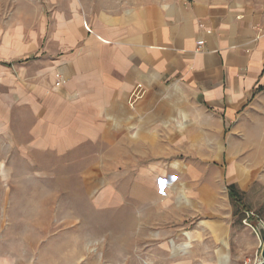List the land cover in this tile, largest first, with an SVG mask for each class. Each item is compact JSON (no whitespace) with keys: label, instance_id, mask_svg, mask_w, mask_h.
Instances as JSON below:
<instances>
[{"label":"crops","instance_id":"0c3cea01","mask_svg":"<svg viewBox=\"0 0 264 264\" xmlns=\"http://www.w3.org/2000/svg\"><path fill=\"white\" fill-rule=\"evenodd\" d=\"M101 6L80 10L69 0L54 15L47 44L39 40L46 22L27 42L0 49L2 67L64 76L41 101L53 150L103 146L118 174H136L141 201L153 200L138 188L141 171L164 174L173 158L243 159L264 170V0Z\"/></svg>","mask_w":264,"mask_h":264},{"label":"rangeland","instance_id":"374dc122","mask_svg":"<svg viewBox=\"0 0 264 264\" xmlns=\"http://www.w3.org/2000/svg\"><path fill=\"white\" fill-rule=\"evenodd\" d=\"M76 1L83 10L151 0ZM68 4L0 0V49L27 42L46 22L39 40L47 44L54 15ZM56 72L37 76L18 64L0 66V264L261 263L264 170L243 159L173 158L164 174L138 175V188L153 199L141 201L133 192L136 174H118L116 160L102 157L103 146L58 154L49 144L41 101L58 88ZM150 176L157 184H149ZM230 183L243 192V208H234Z\"/></svg>","mask_w":264,"mask_h":264},{"label":"trees","instance_id":"16d2710c","mask_svg":"<svg viewBox=\"0 0 264 264\" xmlns=\"http://www.w3.org/2000/svg\"><path fill=\"white\" fill-rule=\"evenodd\" d=\"M227 191H228V196L234 208L237 207L243 208L244 207L243 192L238 188L237 184L235 183L227 184Z\"/></svg>","mask_w":264,"mask_h":264},{"label":"built area","instance_id":"2783aa9c","mask_svg":"<svg viewBox=\"0 0 264 264\" xmlns=\"http://www.w3.org/2000/svg\"><path fill=\"white\" fill-rule=\"evenodd\" d=\"M203 43H204L203 40L198 42L199 45H202ZM55 80H56L55 83H56L57 87L64 85V83L66 82L64 76L62 75V73L60 71H57L55 73Z\"/></svg>","mask_w":264,"mask_h":264},{"label":"water","instance_id":"95a60500","mask_svg":"<svg viewBox=\"0 0 264 264\" xmlns=\"http://www.w3.org/2000/svg\"><path fill=\"white\" fill-rule=\"evenodd\" d=\"M261 238L263 242V247H262V261L260 264H264V230H261Z\"/></svg>","mask_w":264,"mask_h":264}]
</instances>
